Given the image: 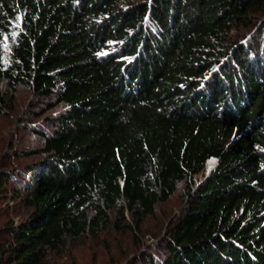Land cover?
<instances>
[{
	"label": "trees",
	"instance_id": "1",
	"mask_svg": "<svg viewBox=\"0 0 264 264\" xmlns=\"http://www.w3.org/2000/svg\"><path fill=\"white\" fill-rule=\"evenodd\" d=\"M18 87L38 143L0 169L28 210L0 225V264L102 229L139 243L181 184L124 264H264V0H0V113Z\"/></svg>",
	"mask_w": 264,
	"mask_h": 264
},
{
	"label": "rangeland",
	"instance_id": "2",
	"mask_svg": "<svg viewBox=\"0 0 264 264\" xmlns=\"http://www.w3.org/2000/svg\"><path fill=\"white\" fill-rule=\"evenodd\" d=\"M10 94L13 110L0 113V169L6 167V164L14 167L27 163L29 159L23 157H17L13 163L8 157L38 143L36 137L21 130L19 126L20 115L27 112L33 104L31 92L25 87H18ZM216 167L217 163L207 170L206 163L205 170L194 179L200 182ZM11 186L14 187V184ZM11 186L7 185V188ZM184 195L185 190L181 184L166 202L158 205L154 213L144 219L139 243L135 234L128 230L102 229L96 234L88 233L78 238H68L58 252L48 254L44 264H124L138 249H142L162 233L164 226L181 207ZM27 211L19 199L13 201L5 195H0V225L10 218L16 221L24 219ZM127 217L130 219L128 212Z\"/></svg>",
	"mask_w": 264,
	"mask_h": 264
},
{
	"label": "bare ground",
	"instance_id": "3",
	"mask_svg": "<svg viewBox=\"0 0 264 264\" xmlns=\"http://www.w3.org/2000/svg\"><path fill=\"white\" fill-rule=\"evenodd\" d=\"M215 164H216V161L214 159L209 160L207 162V170L212 169L215 166Z\"/></svg>",
	"mask_w": 264,
	"mask_h": 264
},
{
	"label": "water",
	"instance_id": "4",
	"mask_svg": "<svg viewBox=\"0 0 264 264\" xmlns=\"http://www.w3.org/2000/svg\"><path fill=\"white\" fill-rule=\"evenodd\" d=\"M212 159H214V158H212ZM212 159H210V160H212ZM215 161H216V163H218V160L217 159H214Z\"/></svg>",
	"mask_w": 264,
	"mask_h": 264
}]
</instances>
